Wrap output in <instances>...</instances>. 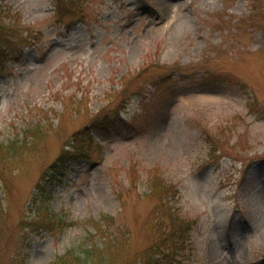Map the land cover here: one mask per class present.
Returning a JSON list of instances; mask_svg holds the SVG:
<instances>
[{
    "label": "rangeland",
    "instance_id": "rangeland-1",
    "mask_svg": "<svg viewBox=\"0 0 264 264\" xmlns=\"http://www.w3.org/2000/svg\"><path fill=\"white\" fill-rule=\"evenodd\" d=\"M5 3L29 41L0 63V142L38 137L0 163V264L103 248L96 222L126 240L104 264H130L153 175L193 225L183 264H264V0Z\"/></svg>",
    "mask_w": 264,
    "mask_h": 264
},
{
    "label": "trees",
    "instance_id": "trees-1",
    "mask_svg": "<svg viewBox=\"0 0 264 264\" xmlns=\"http://www.w3.org/2000/svg\"><path fill=\"white\" fill-rule=\"evenodd\" d=\"M6 0H0V63L8 59L9 57L13 60L20 57V54H23L22 48L25 46L29 40V37L20 36V44H15V38H17V29L18 23L11 22L9 25L4 23L2 17L5 16V13L10 14L12 11L8 9L5 5ZM64 3V0H59V4ZM7 8V9H6ZM9 17H12L10 15ZM14 38V39H13ZM23 38V39H21ZM22 45L20 48L19 46ZM19 48V49H18ZM18 49V50H17ZM21 50V52H19ZM1 65V64H0ZM125 106L123 107V109ZM122 109V110H123ZM98 124H103L105 121H97ZM38 129L29 128L24 132L23 139L15 138L9 143L5 144L4 142H0V163L6 164L11 157L14 156L22 148L27 146V141L29 138L34 140L36 137V132ZM89 131V130H88ZM88 133L86 136L88 137ZM91 139V138H90ZM67 147H64L63 151H61V156L59 161L66 162V160L77 159L78 157H83L86 152V149L82 146H74L69 145V150ZM212 152H215L213 148ZM5 170V169H3ZM0 166V175L1 173ZM162 176L153 175L148 176L147 182L150 185L149 190L158 195L159 206H157V214L156 220L150 226L151 238L150 245L148 249L139 252L138 255L133 256L130 259V264H183L181 261H185L182 259L184 257L183 252L186 251L188 243L190 240H187L190 236V231L193 227L191 221L184 220V218L178 216L173 210V206L171 205L172 199L171 196H174V193L177 195L176 190L172 189V186L166 183ZM1 179V176H0ZM2 182L0 181V194H1V186ZM38 193L41 197H43V201L46 202L49 200V197L46 195L47 191L45 189V185L39 186ZM42 206L45 207L48 212V207L46 204ZM50 216V215H49ZM114 218L111 216L103 217L102 221L105 222L110 229V222L113 221ZM60 221H62L60 219ZM54 224L55 221H49ZM109 222V224H108ZM105 224V225H106ZM61 225H63L61 223ZM95 228L98 233H100L105 238V246L103 248L97 247L95 244H91L89 248L82 249L81 252H77L75 250H71L67 253L66 256L58 257L54 264H104L106 262V258L104 257L109 249H112V246L119 247L124 245L125 235H120V232L117 230L115 234V238H111L109 231L103 228L100 225V222L95 223Z\"/></svg>",
    "mask_w": 264,
    "mask_h": 264
}]
</instances>
